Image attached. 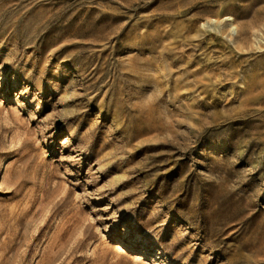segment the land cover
Returning <instances> with one entry per match:
<instances>
[{"label": "rangeland", "instance_id": "1", "mask_svg": "<svg viewBox=\"0 0 264 264\" xmlns=\"http://www.w3.org/2000/svg\"><path fill=\"white\" fill-rule=\"evenodd\" d=\"M0 264H264V0H0Z\"/></svg>", "mask_w": 264, "mask_h": 264}]
</instances>
